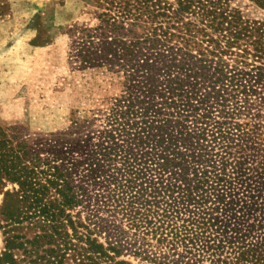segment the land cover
Listing matches in <instances>:
<instances>
[{
  "label": "trees",
  "instance_id": "16d2710c",
  "mask_svg": "<svg viewBox=\"0 0 264 264\" xmlns=\"http://www.w3.org/2000/svg\"><path fill=\"white\" fill-rule=\"evenodd\" d=\"M100 2L101 25L82 35L78 61L123 75L122 95L101 113L104 129L94 143L78 138V163L61 153V139L31 151L0 131V176L29 200L27 219L47 239L64 235L65 246L74 226L65 212L96 202L85 223L78 217V264H128L116 261L128 246L153 264H264V233L244 225L245 205L234 199L242 164L203 145L224 135L214 117L233 119L264 91V0ZM14 240L4 254L11 264Z\"/></svg>",
  "mask_w": 264,
  "mask_h": 264
},
{
  "label": "rangeland",
  "instance_id": "374dc122",
  "mask_svg": "<svg viewBox=\"0 0 264 264\" xmlns=\"http://www.w3.org/2000/svg\"><path fill=\"white\" fill-rule=\"evenodd\" d=\"M105 11L100 0H0V131L14 143L25 141L36 151L48 139H61V153L70 163H78V138L92 137L94 143L96 133L104 129L101 113L107 100L122 95L123 75L80 69L78 44L85 32L100 27ZM221 110L213 106L214 115L220 116ZM213 121L223 124L224 135H213L217 144L210 143L209 135L203 145L207 153L231 155V165L239 159L244 172L233 186L234 199L245 205L244 225L264 233V91L233 119ZM41 153V159H51ZM71 176L78 193V169ZM17 191L16 184L0 176V264H11L4 254L6 242L13 238L14 264H78V217L85 223L89 211L98 207L96 202L91 201L87 210L77 205L65 212L74 223L73 229L65 228L69 240L65 246L64 235L47 239L50 232L27 219L33 210L29 200L21 202ZM114 225L126 230L118 221ZM42 234L45 239L37 248L23 245ZM97 239L104 243L103 234ZM130 247L122 250L117 262L153 264L133 255Z\"/></svg>",
  "mask_w": 264,
  "mask_h": 264
}]
</instances>
